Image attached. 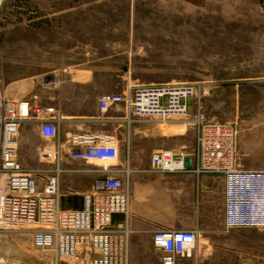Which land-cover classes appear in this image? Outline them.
Here are the masks:
<instances>
[{"label": "rangeland", "instance_id": "374dc122", "mask_svg": "<svg viewBox=\"0 0 264 264\" xmlns=\"http://www.w3.org/2000/svg\"><path fill=\"white\" fill-rule=\"evenodd\" d=\"M54 70L92 72L118 90L201 83L205 120L234 125L241 168L264 170V0L1 1L0 92ZM197 109L135 125L158 149L191 155ZM204 191L218 200L219 222L222 183H201V199ZM202 224L201 264H264V230ZM0 258L50 264L51 255L34 249L28 234L0 231Z\"/></svg>", "mask_w": 264, "mask_h": 264}, {"label": "built area", "instance_id": "2783aa9c", "mask_svg": "<svg viewBox=\"0 0 264 264\" xmlns=\"http://www.w3.org/2000/svg\"><path fill=\"white\" fill-rule=\"evenodd\" d=\"M201 83L166 85H127L119 94H104L98 101L106 111L123 104L127 120L138 122L154 118L160 123L175 116L190 114L195 136L192 152L162 149L150 156L151 170L159 173H187L215 176L223 183L224 232L234 229L264 230V170H244L236 157L237 129L232 124L212 123L201 114ZM37 95L28 100H12L0 92V231L28 234L31 246L51 255L50 264H131L127 218L130 208L128 161L116 172L123 178L108 176L97 181L82 195V207L62 210V148L58 139L59 116L52 107L34 106ZM54 115L42 120L40 136L50 141L40 154L46 169L23 168L16 160L19 126L29 120L30 112ZM72 137L74 146L86 143L83 151L72 152V159L107 164L117 160L114 137L96 139ZM188 165L191 167L188 168ZM46 173L44 186L37 190L38 176ZM4 182H2V178ZM120 215L123 222L114 223ZM125 224V225H124ZM152 245L163 252L162 264H177L190 258L196 247V230H156ZM0 264H28L20 260L0 259Z\"/></svg>", "mask_w": 264, "mask_h": 264}, {"label": "crops", "instance_id": "0c3cea01", "mask_svg": "<svg viewBox=\"0 0 264 264\" xmlns=\"http://www.w3.org/2000/svg\"><path fill=\"white\" fill-rule=\"evenodd\" d=\"M85 72L76 71L66 75L67 70H54L36 81L17 84L13 90L7 87L3 93L5 97L17 101L37 95L34 106L43 110L52 107L59 116L58 139L62 148L59 165L63 170L60 208L81 209L82 195L91 191L97 181L108 176L123 178V174L116 170L128 161L131 170L130 208L126 225L130 230L131 264H162L163 252L151 242L153 231L191 229L197 231V245L190 258L179 259L177 264H201L199 243L204 227L202 223L205 226L214 224L219 232H222L223 226L222 217L219 222L214 217L219 206L216 202L218 200L206 191L201 199V183L204 189H208L215 179L222 181L209 175L197 177L191 172L159 173L151 170L150 156L162 150L158 149L159 145L151 143L144 130L135 125L138 122L127 120L123 104L111 105L106 111L99 109L98 101L102 95L119 94L127 85L119 90L117 86L111 88L109 82H99L98 78L92 76V72L89 76H82ZM52 117L54 115L44 111L37 114L31 111L29 120L20 124L15 157L23 168L50 167L41 161L40 154L51 142L40 136L39 127L42 120H50ZM149 135L157 137L155 133ZM107 136L117 141L116 161L102 164L71 158L72 152L83 151L87 146L86 143L72 145V137H91L96 143V139ZM46 176V173L38 176V191L42 190ZM220 211L222 216L223 204ZM113 221L122 223L123 217L115 215Z\"/></svg>", "mask_w": 264, "mask_h": 264}]
</instances>
